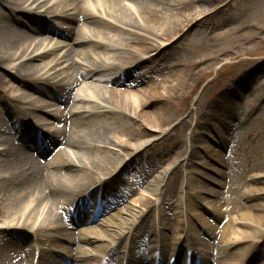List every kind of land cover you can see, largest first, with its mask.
Returning <instances> with one entry per match:
<instances>
[{
  "label": "bare ground",
  "instance_id": "1",
  "mask_svg": "<svg viewBox=\"0 0 264 264\" xmlns=\"http://www.w3.org/2000/svg\"><path fill=\"white\" fill-rule=\"evenodd\" d=\"M15 1L0 0V5L6 11L5 13L0 8V112L7 117L11 127L17 130L16 137L19 136L21 141L30 140L27 136L31 131L26 123L31 122L41 128L42 131L37 134L35 142L39 153L44 154L56 142H63L68 151L75 149L77 152L59 151L54 163L46 165L56 167L57 172L52 173L42 168L45 166L41 159L35 162L29 157L17 155L13 140L2 135L6 131L2 128L4 123L0 119V147H3L0 149V155H5V159L0 160V235L7 238L0 242V250L17 245L18 240L14 235H32L34 240L28 248L23 249L25 254L30 255L35 246L39 255L37 264H59L48 256L54 249L52 244L60 239L70 243L76 242V237H70L68 234L69 228L74 224L68 221L66 223V215L74 217L78 202L90 195L99 194L104 183L108 181L103 177L104 174L95 175L91 168L93 164L106 171L108 167L105 161L99 157L90 159L89 156L98 151L109 152L102 145L110 140L115 142L103 131L114 129L118 133H126L132 139H145L136 144L115 142V147L122 152L120 155L123 162L133 161L135 155L147 148L154 139L167 133L170 126L164 129V111L149 109V104L153 105L161 100L160 93L151 97L153 90L157 88H140L145 78L135 80L131 84L132 80L127 83L126 79L169 51L173 45L167 37L174 36L181 28L187 27L186 21L193 20L194 17L181 16V20L174 21H171L170 17L168 24L159 29L161 33H158L148 30L142 23V0H77V4L75 0ZM152 1L162 4V0ZM135 3H139L140 8ZM186 5V2L179 3L182 8ZM159 14L157 12L154 16ZM32 22L35 25L38 23V27ZM70 23H83L80 30L82 37H78L79 33ZM15 29H18L19 33ZM47 33L55 34L66 42L74 41L84 47L76 52L78 56L84 55L85 62L79 59L74 61L70 52L64 56L57 55L51 62L45 63L47 57L58 53L61 48L58 43L54 46L51 43L45 47L41 45L50 36ZM113 33H118L120 39L110 38ZM147 33L155 38H149ZM33 36L41 38V41L33 45ZM92 49H104L107 52L103 57L94 58L91 55ZM112 52L115 54L112 55ZM120 56H126L120 63H128V66L117 69L120 64L114 63L113 59ZM104 82L110 84V88H115L110 91L108 97L99 88ZM81 84L83 86L79 87ZM24 89L31 90L38 96L50 97L48 104L38 108V102L29 101L26 96L20 97L21 102L10 99L2 101L3 97L8 98L12 92ZM37 99L40 101V98ZM69 101L72 106L66 107L60 114L57 113L61 106ZM25 109L36 113L30 118H21L18 112ZM135 117L141 123L139 129L133 128L129 123ZM101 118L105 120L103 124H97V132L88 133L84 129V126ZM224 140L217 139V146H225L222 143ZM217 153L213 155L212 161L221 164L222 157ZM197 155L196 152L194 158L191 154L186 164L190 166L192 160L197 159ZM32 164L39 170L36 175L30 171ZM74 167L80 172H66ZM64 169L66 174L62 175ZM211 173L221 176L219 169L213 168ZM161 175L159 180L151 181L147 185V191L155 197L149 205L158 204L160 187L168 177V169ZM262 175L257 176V180L262 178ZM206 179L211 184L220 185L217 180L208 177ZM184 186L181 187V192L184 191ZM93 187L96 188L90 191ZM253 189L264 193V187ZM202 195H199L202 200L205 197L219 200L218 195H213L211 191L203 190ZM141 200L148 203L144 196ZM182 203L183 198L178 200V208L172 214L175 223L177 222L176 227L173 224L171 228L163 222L161 225L164 230H177L184 226L186 243L183 245L179 242L173 243L174 248L171 249L169 237L161 233V236H158L161 244H158V240L155 241L156 248L152 252L149 248L152 245H147L145 249L137 248L135 227L144 218L145 210L130 205L123 209L117 208V213L109 216L107 221L104 220L100 228L81 231L77 242L87 246V249L81 245L75 251L78 255L74 256L71 249L61 247L60 253L75 261L83 260L87 264H254L258 261L264 242V207L257 210L248 207L246 212L240 214V218L231 221V227H227V224L222 227L220 222L216 225L213 221L197 215L205 241L197 242V254H185V248L193 251L189 243L198 235L196 230L190 233V229L185 228L193 218L183 212ZM119 204L120 199L113 200L109 202V207L113 209ZM222 208L211 212V217L219 219L221 210L225 207ZM124 216H128L126 221L131 220L130 224L122 223ZM80 221L88 223L91 217L82 218ZM109 232L116 236L110 239L107 234ZM212 236L217 237V240ZM102 242H106L104 250L99 247L94 249L96 243ZM123 244L125 250L130 251L128 257H118ZM147 248L149 250L146 252ZM10 259L11 256L0 257V264H9ZM230 260L233 261L229 262ZM19 264L36 263L24 256Z\"/></svg>",
  "mask_w": 264,
  "mask_h": 264
},
{
  "label": "rangeland",
  "instance_id": "2",
  "mask_svg": "<svg viewBox=\"0 0 264 264\" xmlns=\"http://www.w3.org/2000/svg\"><path fill=\"white\" fill-rule=\"evenodd\" d=\"M10 1L16 2L15 0ZM75 1L77 4L78 1ZM184 2L187 3L185 8L179 6V3ZM138 5L139 3L136 6L140 8ZM141 6L143 25L148 30L158 33H161L159 29L168 24L170 17H172L171 21L181 20V16L194 17L193 20L186 21L187 27L181 28L174 36L167 37L169 43L173 45L169 51L165 52L157 61L154 60L148 64L142 71L138 70L126 79L127 83L132 80L131 84L135 80L139 81L145 78L140 88H157V90H153L151 97L160 93L161 100L154 103V106L149 104V109L164 111V129L170 127L167 133L154 139L147 148L135 155L133 161L128 162H123L120 155L122 152L115 147L116 143L123 141L136 144L145 139L143 137L132 139L126 133H118L114 129L103 131L106 132L109 139L116 143L110 142V140L102 145L109 152L98 151L95 154H89L90 159L95 157L103 159L108 167V170L103 171V168L91 164L95 175L104 174L103 177L108 180L104 183L99 194L100 205L96 210L98 217L94 222L79 223L76 218L73 220L66 215V223L68 221V223L74 224L69 228L68 234L70 237H76V242L70 243L60 239L52 244L54 249L48 256L59 264H87L83 260L75 261L65 254L63 256L59 249L63 247L68 250L69 248L74 252V256L78 255L75 251L81 245L85 246L77 242L81 231L100 228L108 214L107 205L113 200L120 199L119 206H115L113 209L114 213H117V208L123 209L130 205H136L145 210L144 218L135 227L134 238L138 242L137 248L145 249L147 245H152L149 248H153L158 236L164 233L169 237L170 248L173 249V243L179 242L180 245H183L185 242L184 226L183 230H164L161 224L162 222L166 223L171 228L174 224L176 227L177 222L175 223L172 214L178 208V200L183 198L181 209L183 208L186 216L193 218L185 225V228L190 229V233L196 230L198 235L190 241L194 254L198 251L197 242L205 241L204 233L199 225L201 221L197 215L213 221L216 225L220 222L219 225L222 227L226 224L227 227H231L233 226L230 224L231 221L240 218V214L246 212L248 207H253V210L264 207V193L253 189L264 187V0H162V4L152 0H142ZM0 8L3 10L1 5ZM3 12L6 13L5 10ZM157 12L160 14L154 16L157 15ZM201 12L202 14H200ZM32 24L34 23L32 22ZM70 24H73L79 33L78 37H82L83 33H80V30L83 23ZM35 27H38V23ZM188 29L190 30L188 31ZM15 30L19 33L18 29ZM50 35L41 45L45 47L50 43L58 42L61 48L58 53L47 57L45 63L51 62L57 55L64 56L70 52H72L74 61L79 59L81 62H85L84 55L78 56V52H76L84 47L74 41L66 42V40L59 39L58 36ZM146 36L155 38L148 33ZM120 37L118 33L110 35V38L115 40ZM40 39L33 36L31 41L35 45L41 41ZM20 45L23 46V43L20 42ZM106 52L104 49H92L91 55L94 58H100ZM114 54L115 52H112V55ZM124 57L126 56L113 59L114 63L120 64L117 69L128 66V63H124L125 65L120 63ZM81 86L83 84L79 87ZM99 88L107 97L110 91L115 89L114 87L110 88L106 83L100 85ZM23 96H26L29 101L39 98L31 90L24 89V91L12 92L8 98L3 97L2 101L10 99L21 102L20 97ZM49 99L50 97L46 95L40 96V101L36 106L38 108L46 106ZM120 102L125 103L124 100H120ZM70 106H72L71 101L62 105L57 113L60 114L64 108ZM29 110L19 111L18 114L22 118L35 114ZM6 118L3 112H0V119L5 124L2 128L6 131L4 134L1 131L0 133L13 140L18 156H27V154L21 153L22 149L19 147L20 143L17 144L15 131H12L10 124H6L8 122ZM136 118L129 123L133 128L139 129L141 123ZM104 120L101 118L97 122L89 123L84 126V129L88 133L97 132V124H103ZM27 127L30 131L31 129L35 132L42 131L41 128L32 124ZM217 139L221 141L225 139L222 142L225 146H217ZM57 144L50 149V152L57 151L62 146L64 151H68L63 142ZM69 151L70 153L77 152L75 149ZM196 152L198 153L197 159H193L191 165L188 166L187 158L191 154L194 157ZM216 152L221 155L223 163L212 161ZM1 159H5V155H0ZM213 168L219 169L221 176L211 173ZM167 169L168 177L160 187L159 202L157 205H149L153 203L152 200H155V197L150 194V191H147V185L151 181L159 180L162 177L161 174ZM69 170L66 172L73 174L80 172L75 167L71 171ZM50 172L56 173V167ZM66 172L64 169L61 174H66ZM261 174L263 177L257 180V176ZM207 177L217 180L220 185L211 184L206 179ZM182 184L185 185L183 192H181ZM94 188L96 187L90 191ZM203 190L218 195L219 200L211 197L200 199L199 195H202ZM143 196L148 200V203H143L141 200ZM97 197L98 195L95 194L92 198L87 199V203L81 209L93 207ZM221 207L225 208H222L219 219L212 218L211 212ZM85 215L90 217L89 210L84 212ZM193 215L195 216L193 217ZM187 219H185L186 222ZM126 220H128V216L122 217L123 224L131 223V220ZM107 234L110 239L116 236L110 232ZM13 237L18 240V249H14V251L2 248L0 257L11 255L15 260L10 259L9 264L10 262L19 264L23 257L22 248H28L34 237L32 235L27 237L14 235ZM212 238L217 240V237L212 236ZM4 239L7 238L0 235V242ZM105 245L106 242L96 243L94 249L99 247L104 250L103 246ZM261 247L259 259L254 264L264 262V242ZM33 248L30 255L25 254V256L37 264L39 258L37 260L36 253L38 254V251L35 247ZM149 248L146 249V252ZM125 252L123 244L118 257L124 256ZM187 252L189 250L186 248L185 254Z\"/></svg>",
  "mask_w": 264,
  "mask_h": 264
}]
</instances>
